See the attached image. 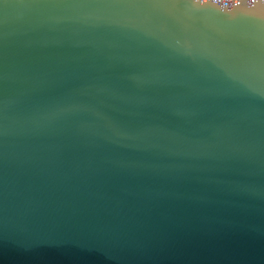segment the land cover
I'll use <instances>...</instances> for the list:
<instances>
[{"label":"water","instance_id":"95a60500","mask_svg":"<svg viewBox=\"0 0 264 264\" xmlns=\"http://www.w3.org/2000/svg\"><path fill=\"white\" fill-rule=\"evenodd\" d=\"M0 264H264V0H0Z\"/></svg>","mask_w":264,"mask_h":264}]
</instances>
